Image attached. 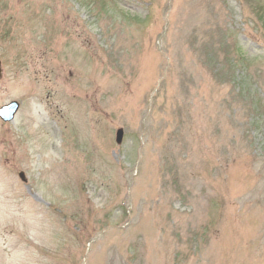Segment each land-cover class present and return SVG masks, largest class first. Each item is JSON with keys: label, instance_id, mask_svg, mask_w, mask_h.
<instances>
[{"label": "rangeland", "instance_id": "1", "mask_svg": "<svg viewBox=\"0 0 264 264\" xmlns=\"http://www.w3.org/2000/svg\"><path fill=\"white\" fill-rule=\"evenodd\" d=\"M0 60V264H264V0H0Z\"/></svg>", "mask_w": 264, "mask_h": 264}, {"label": "water", "instance_id": "2", "mask_svg": "<svg viewBox=\"0 0 264 264\" xmlns=\"http://www.w3.org/2000/svg\"><path fill=\"white\" fill-rule=\"evenodd\" d=\"M2 70H3L2 62L0 60V76L2 75ZM19 106H20V103L17 100H12L11 102L2 105L0 107V115H1V117L3 119H5V120H10V119L14 118L15 113L18 110ZM123 135H124V128L123 127H119L118 130H117V137H116L118 142L122 141ZM20 175H21L22 178L26 179L24 172L21 171Z\"/></svg>", "mask_w": 264, "mask_h": 264}]
</instances>
